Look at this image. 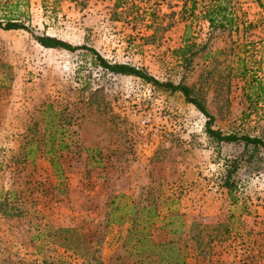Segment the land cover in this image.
Wrapping results in <instances>:
<instances>
[{
	"label": "rangeland",
	"instance_id": "rangeland-1",
	"mask_svg": "<svg viewBox=\"0 0 264 264\" xmlns=\"http://www.w3.org/2000/svg\"><path fill=\"white\" fill-rule=\"evenodd\" d=\"M209 1L192 8L191 0L19 1L14 13L28 31L0 29V189L14 191L24 214L0 213V264L59 256L62 249L47 243L56 227H78L92 242L103 235L95 259L64 256L70 264H118L113 236L125 225L103 228L118 194L173 208L184 224L175 240L190 264H264L260 151L245 162L248 149L209 138L205 117L180 92L112 73L85 49L42 47L32 35L84 44L111 63L181 82L212 115L211 128L264 142V0H228L232 22L217 28L201 16ZM46 103L68 123L60 175L44 156L16 158L25 127ZM234 162L228 191L224 176ZM194 222L207 224L199 254ZM158 225L152 239H170Z\"/></svg>",
	"mask_w": 264,
	"mask_h": 264
},
{
	"label": "trees",
	"instance_id": "trees-1",
	"mask_svg": "<svg viewBox=\"0 0 264 264\" xmlns=\"http://www.w3.org/2000/svg\"><path fill=\"white\" fill-rule=\"evenodd\" d=\"M20 0L14 2H0V29L2 30H26L28 25L16 18L17 7ZM2 3V4H1ZM27 4V1H24ZM195 0H191V8L194 7ZM185 7V1L182 9ZM15 12V13H14ZM228 0H210L209 4L204 6L202 18L207 22L208 27L217 28L229 25L233 17L230 14ZM36 42L45 48L59 47L68 51L76 49H85L94 57L96 63L112 72L125 75H133L141 78L145 82L158 86L172 92H180L184 99L192 104L204 117V130L209 138L215 141H223L227 143H241L243 149H248V155L245 162H248L254 155L260 151L264 159V142L261 138L248 136L246 134L238 135L236 133H223L218 129L211 128L213 117L204 107L203 103L191 94L190 88L181 82L158 81L141 69L129 64L120 62H109L104 59L92 47L81 45H70L54 36L45 34H32ZM189 45L179 48V56L184 57L185 52L189 51ZM178 52V51H177ZM40 120L33 121L25 127V131L21 136V141L16 155L20 162L32 160L34 155H41L47 158L48 164L57 175H60L61 152L69 148L66 142V126L60 112L53 109L51 103L41 106L39 112ZM237 164L234 162L226 170L223 184L230 191L233 184L229 182L231 174L236 171ZM15 193L12 190L2 191L0 189V213L7 217H19L23 215V210L19 208ZM165 205L163 204V207ZM157 208L155 203L133 202L128 196L118 194L113 196L107 203L104 213L103 228L111 225L124 226L122 232H118L113 236L117 250L121 253L117 254L120 258L118 264H190L187 261V252L184 251V244L175 240V237L184 230V224L180 215L169 205ZM159 222L158 229H164L170 239L165 241H154L152 239V229L155 222ZM207 224L194 222L191 228L193 239V249L196 254L202 252L205 246L203 240L204 228ZM220 224L216 225V231ZM52 231V240H47L48 244H55L62 249L57 257L42 256L39 259L30 260L29 262L18 261L16 264H70L63 257L69 255L70 258H78L84 262H90L95 259L94 253L97 251L98 242L103 235L97 236L92 242L85 236L78 227H56L49 229ZM227 232V228L223 227ZM104 234V232L102 233Z\"/></svg>",
	"mask_w": 264,
	"mask_h": 264
}]
</instances>
